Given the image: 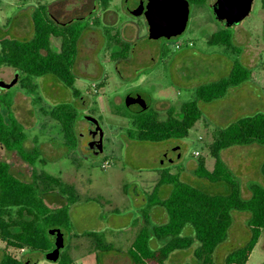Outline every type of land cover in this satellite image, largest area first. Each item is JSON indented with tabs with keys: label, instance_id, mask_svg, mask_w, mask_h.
Here are the masks:
<instances>
[{
	"label": "rangeland",
	"instance_id": "obj_1",
	"mask_svg": "<svg viewBox=\"0 0 264 264\" xmlns=\"http://www.w3.org/2000/svg\"><path fill=\"white\" fill-rule=\"evenodd\" d=\"M263 1L255 0L249 17L232 28L214 20L209 4L191 5L189 24L183 35L171 40H155L148 36L146 20H134L126 11L125 0H110L108 10L112 13H103L99 0H0V38L32 39L33 32L16 35L6 22L8 19L12 24L22 23L39 6H46L48 16L56 23L84 19L89 26L79 41L73 70L79 98L52 75L30 77L31 84L36 87L32 93L21 88L20 83L9 90H0V99L13 106L29 143L35 139L40 148V157L35 164L37 172L60 178L76 190L78 199L70 206L68 224L58 227L64 233L65 247L61 251L64 259L74 264H86L85 258L95 249L88 234L101 235L116 249L125 250L124 240L129 237L130 230L147 225L145 219L151 212L150 231L154 226L166 223L164 208L156 207L151 211L148 207L161 171L177 175L181 182L209 194H229V185L211 183L199 177L197 170L202 161L207 167L214 166L210 147L221 130L247 115L264 114ZM96 16H100V26L93 25ZM104 27L110 28V36L105 34ZM220 31H227L232 36L234 49L208 42ZM116 34L121 41L132 44L128 61L116 62L110 58V54L118 50L111 43ZM56 46L60 47V42L54 40L51 49L58 51ZM238 65L253 71L254 79L230 88L221 99L197 101L199 87L228 78ZM14 76L15 71L11 68L0 67V82H11ZM138 93L151 100L148 113H158L161 120L167 119L171 108L179 118L181 107L192 101L198 102L202 118L185 138L161 143L140 142L129 135L134 128L133 114L143 106ZM60 104H71L79 112L75 137L70 142L62 126L51 116ZM88 114L99 120L103 130L105 147L99 158H88L86 146L90 126L80 119ZM255 150L253 146H233L224 153V159L232 169L240 163L238 174L247 175L250 171L248 176L257 184L262 152ZM105 162L109 165L103 168ZM20 165L15 159V172L29 177V169ZM234 175L241 182L243 199L251 198L252 191L246 180L236 172ZM172 190V185L160 186L154 200L169 197ZM250 218L248 211H232L228 238L214 253L217 264H224L229 254L249 242ZM192 230L189 226L183 235L192 236ZM166 243V239H151L153 248ZM199 245L195 241L189 249L174 251L166 264H197L195 251ZM2 246L5 250L4 243ZM11 252L23 261L30 258L31 264H56L47 261L43 253ZM97 256L101 263L103 258L99 251ZM1 259L3 253H0ZM248 264H264V236Z\"/></svg>",
	"mask_w": 264,
	"mask_h": 264
},
{
	"label": "trees",
	"instance_id": "obj_2",
	"mask_svg": "<svg viewBox=\"0 0 264 264\" xmlns=\"http://www.w3.org/2000/svg\"><path fill=\"white\" fill-rule=\"evenodd\" d=\"M191 5L205 6L209 0H188ZM103 10L110 0H99ZM264 6V1H263ZM46 6H39L33 15V37L28 41L6 40L1 43L0 67H8L19 73L21 88L28 93L36 90L30 77L52 75L73 91L75 98L80 91L75 88L74 66L78 55L79 41L89 27L83 20H73L65 25L56 23L48 16ZM214 17V15H213ZM215 20V18H214ZM216 21V20H215ZM101 19L96 16L93 25L100 26ZM109 27H104L110 36ZM52 39L60 40V49H51ZM117 51L110 54L113 61L123 60L129 53L130 44L114 35ZM211 45H223L234 49L232 36L227 31L213 34L208 41ZM254 72L243 66H236L231 75L218 82L204 85L196 90L197 101L211 102L221 99L230 88L254 79ZM197 101L185 103L180 117L171 108L167 119L161 120L158 113L149 110L133 114V130L129 135L140 142L161 143L173 138L182 139L201 119L202 113ZM53 119L62 126L67 141L75 137L78 109L71 104H60L51 113ZM25 128L11 111V104L0 99V145L9 152H17L23 161L34 167L31 180L26 181L15 175L11 165L0 161V242L5 244L0 264H27L11 251L27 250L31 253L46 254L54 249V241L49 232L67 226L68 211L78 197L76 190L60 178L47 173H38L35 164L39 160V148L28 150ZM257 143L264 146V114L240 119L218 133L210 152L215 159L213 171L205 162L199 164L197 175L211 183H225L230 186L227 195H213L180 181L177 175L161 171V177L153 194L149 197V209L162 206L166 209L169 221L166 224L148 229V218L129 248L130 264H166L169 256L176 250L189 249L195 241L199 247L195 251L197 264H217L214 253L227 238L232 226V211H248L251 218L248 227L251 232L249 242L229 254L224 264H248L256 247L264 236V187L251 186L252 196L243 199L241 183L221 158V152L233 146H246ZM264 175V166L262 168ZM172 185L173 190L166 199L154 200L158 188ZM57 192L65 198L60 207L54 208L47 198H57ZM192 227V236H184V231ZM63 232V231H62ZM152 235L167 243L158 249L151 247ZM94 248L100 253L118 250L98 234H88ZM56 264H73L61 255Z\"/></svg>",
	"mask_w": 264,
	"mask_h": 264
},
{
	"label": "water",
	"instance_id": "obj_3",
	"mask_svg": "<svg viewBox=\"0 0 264 264\" xmlns=\"http://www.w3.org/2000/svg\"><path fill=\"white\" fill-rule=\"evenodd\" d=\"M255 0H217L212 6L215 20L223 23L226 28H232L242 23L252 13ZM191 4L188 0H148L144 13L148 24L149 37L155 40H171L180 37L187 30L190 20ZM65 25V23H61ZM19 73L16 72L11 82H0V90H9L18 84ZM143 106L135 111L143 113L150 108L151 100L142 93ZM80 119L86 120L89 126H95L96 131L103 138V130L99 120L92 115H82ZM100 153H103V142L100 140ZM54 241V249L46 253L47 261L57 263L61 257V251L65 247L64 233L61 229L49 232Z\"/></svg>",
	"mask_w": 264,
	"mask_h": 264
},
{
	"label": "crops",
	"instance_id": "obj_4",
	"mask_svg": "<svg viewBox=\"0 0 264 264\" xmlns=\"http://www.w3.org/2000/svg\"><path fill=\"white\" fill-rule=\"evenodd\" d=\"M33 14H34V12H33ZM33 14H32V16L29 18V19H25V20H23L22 21V23L21 22H14L13 24L10 22V20H8L7 19V25L9 24L10 25V27H11V29L13 30V32L16 34V35H21V34H24L23 32H33ZM100 17V16H99ZM6 31V30H5ZM6 40H11V39H7V38H0V50H1V43L3 42V41H6ZM58 41V42H60V40L59 39H52V43H53V41ZM56 48H59L60 49V47L59 46H56ZM56 50H58V49H56ZM4 80V79H3ZM11 111H12V113H13V115L15 116V118L19 121V122H21L17 117H16V115H15V113H14V111H13V106H11ZM247 117H251V116H249V115H247L246 117H242L241 119H243V118H247ZM202 118V117H201ZM240 120V119H239ZM200 121V120H199ZM198 121V122H199ZM238 121V120H237ZM58 122V121H57ZM59 123V122H58ZM60 124V123H59ZM23 125V124H22ZM65 139V138H64ZM25 146H26V148L28 149V150H31V149H33V148H39L38 147V145H36V142H35V139H33L32 140V144H30L29 143V141L27 140V142H26V144H25ZM247 146H253V147H255V151H261L262 152V156H261V159H260V162H258V167H257V174H258V177H257V184H259V185H261L262 184V186L264 187V175H263V173H262V168H263V166H264V146H262V145H259V144H256V143H254V144H251V145H247ZM230 148H232V147H230ZM230 148H228L229 150H230ZM228 149H225V150H223L222 152H221V158H222V160L224 161V163L227 165V167L232 171V173H234L235 174V172L237 173V175L238 176H242V177H240L242 180H246V185L248 186H250V188H251V186L253 185V184H255V183H252V182H255V181H253V179H251V177L250 176H248V174L250 175L251 173H250V171L248 172V174L247 175H239L238 174V172H237V168H238V165L240 164H238L237 166H235L234 167V169H232V168H230L229 166H228V163L225 161V159H224V153H226V151H228ZM39 150H40V148H39ZM0 155L2 156V158L0 159V161H4V162H7V163H9L10 165H11V168H12V171L14 172V174L15 175H17V176H19L20 178H22V179H24V180H26V181H29V180H31V178H32V175H33V171H34V167H32L31 165H29L28 163H26L25 161H23L22 159H21V157L18 155V153L17 152H9V151H7L2 145H0ZM18 160L19 162H20V166H22V167H26L27 169H29V177H26L24 174H22V173H17V172H15V170H14V160ZM242 164V163H241ZM243 166H244V164H242ZM214 166H215V164H214ZM214 166H212V167H207L206 166V168L209 170V171H213V169H214ZM250 165H247V167H249ZM36 169V168H35ZM235 172H234V171ZM240 170H242V168L240 169ZM243 174V173H242ZM160 177H161V173L159 174V179H158V182H159V180H160ZM157 182V183H158ZM241 183V182H240ZM167 197H165V198H163V199H166ZM47 202L48 203H51L52 204V206L54 207V208H57V207H60V205L61 204H63L64 202H65V198L62 196V195H60L59 194V192H57V198L56 199H54V197H52V198H47ZM156 207H160V208H163L162 206H159V205H157V206H154V207H152V208H150L151 209V211L153 210V211H155L156 209ZM165 209V208H164ZM165 211H166V209H165ZM163 213V212H162ZM166 213H167V211H166ZM156 216H157V213L155 212L154 213V218H156ZM151 218H152V212H151V214L149 215V217H148V220L150 221L151 220ZM166 223L169 221V216H168V213H167V218H166ZM147 220L145 219V223H147L146 222ZM149 221H148V223H149ZM166 223H164V224H166ZM163 225V224H162ZM158 226H160V225H158ZM154 227H156V226H154ZM153 227V228H154ZM143 227L142 226H135L134 228H132L131 230H130V232L128 233L129 234V237H127V238H125V240H124V242H125V247H123V248H125V250H121V249H117L118 251L117 252H112V253H106V254H103V253H100L101 255H102V258H103V260L101 261V263H100V261H99V259H98V256H97V253H98V251L96 250V249H94V250H91L90 251V253L88 254V256L85 258V262H86V264H130V259H129V257H128V251H129V248H130V246L132 245V243L134 242V240H135V238H136V236H137V234L139 233V231L142 229ZM188 229V228H187ZM186 231V230H185ZM122 233V232H121ZM122 235H124V234H122ZM110 237H112V238H115V235L114 234H110ZM152 237L154 238V236L152 235ZM152 237H151V239H152ZM111 244H113V243H111ZM116 247V246H115ZM160 247H162V246H157L156 248H153V249H158V248H160ZM120 250V251H119ZM25 251H27V250H23V252H25ZM28 253H31V252H29V251H27ZM0 253L2 254L3 253V255H4V250H3V246H2V243L0 242ZM31 254H33V253H31ZM27 258H29V256L27 257ZM94 259V260H93ZM1 261H2V259H1ZM0 261V262H1ZM23 261V260H22ZM95 261V262H94ZM27 264H31L30 262H31V260H30V258L29 259H26V261H25ZM94 262V263H93ZM74 264V263H73Z\"/></svg>",
	"mask_w": 264,
	"mask_h": 264
},
{
	"label": "flooded vegetation",
	"instance_id": "obj_5",
	"mask_svg": "<svg viewBox=\"0 0 264 264\" xmlns=\"http://www.w3.org/2000/svg\"><path fill=\"white\" fill-rule=\"evenodd\" d=\"M217 0H214L211 3V0H209V2L207 4H209V8L212 10V6L216 3ZM148 4V0H125V9L126 11L130 14V16L134 19V20H139V19H145V11H146V7ZM103 13H110L111 11L107 9L103 10ZM112 13V12H111ZM213 13V10H212ZM215 18V17H214ZM218 22V21H216ZM220 23V22H218ZM61 24V23H59ZM66 24V23H65ZM222 26H224L223 23H220ZM62 25V24H61ZM146 25H147V33L149 36V32H148V24H147V20H146ZM162 40V39H160ZM130 44V50L129 53L127 54V56H125V59H123V61H128L129 59V54L131 53V43ZM119 61V60H118ZM117 62V61H116ZM89 115V114H88ZM93 116V115H92ZM95 126H91L90 127V139L88 142V145L86 146V150L88 152V158L93 159V158H99L103 153H100L99 151V147L101 146L100 144V140L102 139L103 142V152H104V147H105V140H104V134H103V138H101L100 133L96 131Z\"/></svg>",
	"mask_w": 264,
	"mask_h": 264
},
{
	"label": "built area",
	"instance_id": "obj_6",
	"mask_svg": "<svg viewBox=\"0 0 264 264\" xmlns=\"http://www.w3.org/2000/svg\"><path fill=\"white\" fill-rule=\"evenodd\" d=\"M196 155H199V153L197 152ZM108 165H109V163L108 162H105L104 165H103V168H106Z\"/></svg>",
	"mask_w": 264,
	"mask_h": 264
}]
</instances>
